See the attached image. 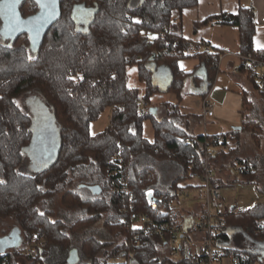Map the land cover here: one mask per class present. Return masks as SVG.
<instances>
[{
  "label": "trees",
  "instance_id": "16d2710c",
  "mask_svg": "<svg viewBox=\"0 0 264 264\" xmlns=\"http://www.w3.org/2000/svg\"><path fill=\"white\" fill-rule=\"evenodd\" d=\"M4 1L0 0V9ZM60 3L61 19L48 29L40 49L32 47L31 35L26 32L0 43V221L14 220L24 236L19 248L0 254V264H21V260L28 264H69L73 250L78 251V264H200L184 253L177 261L162 255L169 235L161 239L151 230L130 228L131 213L178 225L179 215L169 205L177 199L182 182L190 179L193 171L205 173L210 148L240 146L241 132L192 136L179 123L183 117L180 102L189 78L198 80L205 96L220 73L219 55L205 51L191 54L192 48L197 51L199 47L184 38L181 19L174 23L175 12L196 7L199 0ZM19 5L24 19L40 12L35 0H22ZM213 22L238 27L239 53H253L264 60V50L253 47L255 27L248 8L209 18L202 25ZM191 56H199L201 63L188 73L180 63ZM162 68L172 75L167 89L155 84V75ZM249 79L264 99V82L260 86ZM140 88L150 104L153 96L163 92L174 94L178 103L167 105L161 120L150 110L143 116L138 113ZM32 92L43 98L56 118L61 149L51 166L28 175L21 170L34 138V118L17 101ZM253 106V101L245 98V108ZM107 108H111L107 130L92 135L90 125ZM245 119L243 132L250 134L260 149L264 108ZM150 120L155 131L152 142L145 138L143 128ZM222 153L224 150L210 158L212 166ZM117 157L123 160V169L115 167ZM156 162H171L178 169L166 192L160 190ZM240 162L257 169L242 175L245 181L260 182L258 162ZM123 180L129 189L124 196L114 191ZM95 186L102 188L100 194L93 195ZM150 194L157 202L153 210ZM59 196L66 212L57 214L55 201ZM226 224L224 250L242 264H264V202L228 217ZM239 235L251 246L241 245L236 238ZM42 239L48 246L41 257L23 254L34 241Z\"/></svg>",
  "mask_w": 264,
  "mask_h": 264
},
{
  "label": "crops",
  "instance_id": "0c3cea01",
  "mask_svg": "<svg viewBox=\"0 0 264 264\" xmlns=\"http://www.w3.org/2000/svg\"><path fill=\"white\" fill-rule=\"evenodd\" d=\"M240 8H248L253 15V21L256 22L255 25L252 22V25L255 27V34L253 37L254 49L256 51L264 50V0H199L196 7L188 8L181 13H174V20L179 21L181 19L184 38L193 43V45L199 47L197 51L196 48H192L190 53H202L204 51V43H209L214 52L226 51L238 54L240 52L238 27L232 25L223 26L218 22L203 25L202 23L209 18H217V16L225 13L238 14ZM236 58L237 57L234 56L227 57L223 60L225 64L222 65V62L219 63L220 73L214 82V86L205 95L216 104L213 117L204 118L202 111H200V113L195 111L191 112L188 110V106H186L189 101V98L186 97L192 96L200 98V108H202L205 99L204 89L199 86L198 80H195L194 76H191L185 83L186 87L183 100L180 102V113L183 117L179 120V123L181 126L185 127L192 136L209 135L220 137L221 135L230 134L235 131L241 132L239 147H237L236 144H228L226 146L221 145L220 147L210 148V151L214 152V154L224 150L222 156L215 162L216 175H214V180L220 188H222L224 184L234 186L238 181H243L248 184L242 175L236 176L228 169L236 165V163H241L240 160L256 161L251 156L245 157L238 154L244 142L248 141L254 145L250 134L243 132V124L244 120H246L245 117L251 115V110L245 108V98L248 97L253 101V97H255L256 100H260L261 104L264 103V99L261 98L253 83L250 82L249 76L234 71V67L240 65L239 59L237 58L238 61L236 62ZM200 63L201 58L199 56H191L189 59L181 61L180 66L183 70L190 73L193 72ZM204 74L203 71L201 75L204 76ZM171 79V72L162 68L155 75V84L162 89H167L170 86ZM152 99L151 108H155V115L159 120L163 119L167 114V105H176L178 103V99H176L174 94L164 92L163 94L153 96ZM240 127L242 128L241 130L237 129ZM230 151H232V153L228 154ZM191 182L192 184L186 185L185 187L181 186V188L190 191V195L192 194L194 199L193 203L195 204L189 209L190 211H188L186 215L178 220L179 223H184L187 228L190 227L189 225L202 212L204 207L202 193L197 191V189L202 186V183L197 180H191ZM181 201L187 204L186 202H188L189 199L183 200L182 198H177L172 202L174 205L172 209L175 211L178 210ZM231 206L237 207V204ZM190 236H193V240L199 237L198 233L191 234ZM232 245L235 246V243L233 242Z\"/></svg>",
  "mask_w": 264,
  "mask_h": 264
},
{
  "label": "built area",
  "instance_id": "2783aa9c",
  "mask_svg": "<svg viewBox=\"0 0 264 264\" xmlns=\"http://www.w3.org/2000/svg\"><path fill=\"white\" fill-rule=\"evenodd\" d=\"M178 20H174V23ZM255 25L256 22L253 21ZM204 51L207 54L219 55V63L227 57H237L240 61V65L234 67L236 73H241V69L245 70V75L249 78H253V81L257 85L263 84V70L264 60H259L253 53H246L247 55L230 52H214L209 43L204 44ZM216 104L207 96L203 101L202 112L204 118L213 117L215 114ZM151 109V104L144 99V91L140 88L138 113L141 115H147ZM214 152L210 150L207 152L205 158V173L200 174L197 171H193L190 174V180L200 181L202 186L197 191L202 193L203 197V209L202 212L192 221L187 229L183 224L178 223L175 227L171 225L168 220L152 219L149 215H140L137 213H131L130 228L133 231H148L151 230L153 235L159 236L161 239H167V247L165 255L173 261L182 259L183 254L189 257H193L198 260L200 264H242L241 261H237L233 256L229 255L223 248L222 236L225 234L228 224L226 219L231 216L238 215L241 210H238L235 206H229L222 196L221 188L217 186L214 180L215 170L212 168L210 158L215 156ZM115 167L123 169L124 162L121 158L117 157L115 160ZM195 162H192V168L194 169ZM234 175H244L251 172H256L257 169L251 163H236V165L229 167L228 169ZM115 175L119 172L115 170ZM126 182L123 180L121 186L115 185L114 191L121 193L123 196L125 193H129ZM152 195V194H150ZM179 199H189L190 191L185 188H180L176 194ZM169 207L172 209L174 205L171 203ZM157 208V202L152 201L151 209ZM189 229V230H188ZM172 233H169V232ZM198 233L199 237L196 240L191 239V234ZM136 239V238H135ZM47 241L42 239L40 241H34L33 244L27 248L25 252L26 256L38 257L42 256L47 248ZM192 246H195L196 253L192 251ZM254 264H257L254 262Z\"/></svg>",
  "mask_w": 264,
  "mask_h": 264
},
{
  "label": "rangeland",
  "instance_id": "374dc122",
  "mask_svg": "<svg viewBox=\"0 0 264 264\" xmlns=\"http://www.w3.org/2000/svg\"><path fill=\"white\" fill-rule=\"evenodd\" d=\"M11 28H12V19H10V15L8 13L2 12L0 13V43H8L11 40ZM236 62L238 59H235ZM222 61V65L225 64ZM240 62V61H239ZM221 65V66H222ZM143 90V89H142ZM144 91V90H143ZM189 98L188 103V110L191 112L200 113L202 108H200V98L197 97H186ZM253 102L255 106L250 108L251 115L255 113V110H261L264 108V103L261 104L260 100H256L253 97ZM263 102V101H262ZM17 104L20 105L27 113H29L34 118V124L32 127V131L35 133V136H40L45 142L48 144H53L57 146H61V137L60 131H58L56 121L51 113V109L48 107L47 103L44 102L43 98L37 93L32 92L23 95L18 101ZM257 104V105H256ZM203 107V106H202ZM111 119V108H107L100 116L99 119L93 121L90 125V131L92 135H97L105 130L109 126ZM144 136L147 140L153 141L154 139V128L152 126V122L147 121L144 123ZM211 133V132H210ZM264 138V136H263ZM264 142V140H263ZM262 142V143H263ZM255 145V144H254ZM253 143L251 142H244L242 149H240L239 153L240 156L245 157H252L255 159L261 167L260 175V182L256 184H246L243 181H238L234 186L224 184L221 188L222 196H224V200L228 205L237 204L238 210L246 211L252 208L254 205L264 202V143L262 148H256ZM26 161L24 168L21 170V173H25L28 175H33L37 173L40 169L44 166H51L53 161L50 162L45 160L44 158L35 154L33 148L26 150ZM51 164V165H50ZM155 170L157 171L158 178H159V185L160 190L163 192L168 191L169 183L178 175V169L176 166L171 162H156L154 166ZM216 171L215 166H212ZM216 175V172L214 173ZM192 184L191 180L188 179L183 181L181 186L185 187L186 185ZM189 201L186 202L187 204L180 202L178 210H176L179 218L183 217L190 211L189 209L195 204L193 203L194 199L192 194L190 195ZM191 199V200H190ZM55 210L58 212L65 213L66 210L63 208L61 202V196L56 199ZM18 229L17 224L14 220H7V221H0V237L10 236L12 232ZM193 239V236H190ZM19 238L24 240V236L20 233ZM238 241H240L241 245L243 246H251V243L247 241L242 235L237 236ZM116 241H119L116 239ZM198 248V247H197ZM195 246H192V251L196 253ZM11 251V250H9ZM7 251V252H9ZM27 251V249H26ZM24 251V255L25 252ZM165 251H162V255L165 256ZM21 264H28V262L21 260ZM121 263H125V260H119Z\"/></svg>",
  "mask_w": 264,
  "mask_h": 264
},
{
  "label": "water",
  "instance_id": "95a60500",
  "mask_svg": "<svg viewBox=\"0 0 264 264\" xmlns=\"http://www.w3.org/2000/svg\"><path fill=\"white\" fill-rule=\"evenodd\" d=\"M22 0H7V3L11 5L9 8H5V2L2 4L3 6L0 9V13L2 15L4 13H8L10 15V19H12V28H11V37H17L22 33H30L32 47L35 50L40 49L44 37L47 35L48 29H50L54 24H56L61 18V3L60 0H55L53 4V0H39L36 3L39 5L40 12L29 19H24L20 16L18 9L19 4ZM47 5V7L45 6ZM150 112L155 114V108H151ZM54 117V116H53ZM55 121L56 118L54 117ZM34 124V122H33ZM33 127V126H32ZM241 130L242 128H237ZM32 131V129H31ZM33 132V131H32ZM29 148L34 150L35 154L48 160L50 162H55L59 155L61 146L48 144L45 142L40 136H35ZM51 165V164H50ZM49 166V165H48ZM48 166H44L48 167ZM42 168V169H43ZM102 192V188L100 186H95L92 188L93 195L100 194ZM150 201L153 199L152 195L149 196ZM20 231L15 229L12 232L11 236L0 237V254H5L7 251L12 250L14 248H19L22 240L19 238ZM80 262V258L78 256V251L73 250L69 256V264H78Z\"/></svg>",
  "mask_w": 264,
  "mask_h": 264
},
{
  "label": "snow or ice",
  "instance_id": "6c2138e0",
  "mask_svg": "<svg viewBox=\"0 0 264 264\" xmlns=\"http://www.w3.org/2000/svg\"><path fill=\"white\" fill-rule=\"evenodd\" d=\"M37 2H39V0H37ZM54 2H55V0H53V4H54ZM45 6L47 7V5H45ZM4 7H5V8H9V7H11V5H9V4L7 3V0H6V2H5Z\"/></svg>",
  "mask_w": 264,
  "mask_h": 264
},
{
  "label": "flooded vegetation",
  "instance_id": "af4514ba",
  "mask_svg": "<svg viewBox=\"0 0 264 264\" xmlns=\"http://www.w3.org/2000/svg\"><path fill=\"white\" fill-rule=\"evenodd\" d=\"M11 235H12V234H11ZM11 235H10V236H11Z\"/></svg>",
  "mask_w": 264,
  "mask_h": 264
}]
</instances>
